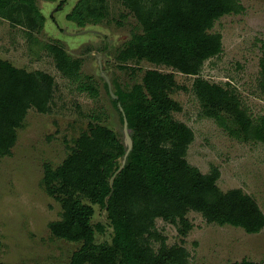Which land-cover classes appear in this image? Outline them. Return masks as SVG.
<instances>
[{
	"label": "trees",
	"instance_id": "obj_1",
	"mask_svg": "<svg viewBox=\"0 0 264 264\" xmlns=\"http://www.w3.org/2000/svg\"><path fill=\"white\" fill-rule=\"evenodd\" d=\"M66 2L60 0L59 7ZM124 4L143 29L125 44L118 56L121 62L148 61L195 76L194 91L207 117L240 141L264 143V116L254 119L234 93L199 76L205 62L223 50L222 35L210 31L223 16L244 12L240 0H124ZM105 12V0H79L67 19L85 27L98 23ZM0 18L29 31L40 30L45 22L36 0H0ZM262 48L259 88L264 96V44ZM48 49L65 75L79 76L78 60L59 45ZM176 86L173 73L155 69L147 70L142 82L130 88L117 85L113 101L121 107L132 145L105 126L91 125L59 167L45 164V189L63 209L51 231L59 239L81 243L69 264H187L189 251L168 246L156 230V220L180 223L185 235L192 228L186 218L189 210L202 213L209 223L240 227L248 234L264 229V212L254 197L242 189L222 191L217 184L219 168L204 174L189 163L195 134L173 117L181 110L170 96ZM54 88L52 75L18 68L0 57V158L12 154L18 129L31 108L50 111ZM95 205L106 224L93 223ZM107 228L111 241L99 242L97 234ZM151 239L161 242L158 249Z\"/></svg>",
	"mask_w": 264,
	"mask_h": 264
},
{
	"label": "rangeland",
	"instance_id": "obj_2",
	"mask_svg": "<svg viewBox=\"0 0 264 264\" xmlns=\"http://www.w3.org/2000/svg\"><path fill=\"white\" fill-rule=\"evenodd\" d=\"M79 0H36L45 17L43 28L29 31L0 18V57L30 72L43 71L55 79L50 111L31 108L18 129L12 154L0 158V263L69 264L81 243L55 237L50 225L62 219V205L44 186L45 164L59 167L91 125L105 126L126 142L129 134L121 107L113 101L117 85L130 88L142 82L147 70L173 73L177 86L170 96L181 110L173 117L195 134L187 159L204 174L219 168L217 181L224 192L242 189L256 199L264 212V143L243 142L228 134L215 119L204 114L194 91L195 76L148 61L123 63L118 56L135 32H142L137 16L124 0H105V16L80 27L67 15ZM245 10L220 18L211 33L222 35L223 50L207 60L200 77L226 87L249 114L264 116V96L259 88L260 59L264 44V0H240ZM55 18V21L53 20ZM49 45L64 48L80 63L79 76L68 77L58 66ZM93 223L106 224L95 205ZM192 228L181 234L180 223L162 218L156 230L168 246L185 247L187 264H231L249 260L264 264V229L248 234L240 227L209 223L202 213L189 210ZM112 238L111 229L97 234L99 242ZM149 242L158 249L161 242Z\"/></svg>",
	"mask_w": 264,
	"mask_h": 264
},
{
	"label": "water",
	"instance_id": "obj_3",
	"mask_svg": "<svg viewBox=\"0 0 264 264\" xmlns=\"http://www.w3.org/2000/svg\"><path fill=\"white\" fill-rule=\"evenodd\" d=\"M127 141H128V143H129V145L131 146V145H132V140H131V138H130L129 135H127Z\"/></svg>",
	"mask_w": 264,
	"mask_h": 264
}]
</instances>
